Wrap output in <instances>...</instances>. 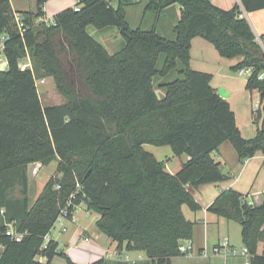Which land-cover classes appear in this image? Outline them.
Returning <instances> with one entry per match:
<instances>
[{
    "label": "trees",
    "instance_id": "16d2710c",
    "mask_svg": "<svg viewBox=\"0 0 264 264\" xmlns=\"http://www.w3.org/2000/svg\"><path fill=\"white\" fill-rule=\"evenodd\" d=\"M49 1L38 0L36 12L15 13L9 0H0L8 66L0 71V264H55L57 257L77 264L46 238L64 209L71 216L81 205L99 215L98 230L119 251L142 252L147 258L117 264H173V258L184 256L181 245L194 236L184 206L201 209L189 187L227 178L212 154L228 142L240 161L264 155L262 109L252 114L261 119L256 136L244 138L229 102L211 86L213 76L192 69V40L204 39L224 59L240 58L230 71L251 70L246 90L258 91L264 104V33L258 37L244 15L264 10V0H239L230 10L212 0H147L145 10L157 15L181 8L170 39L155 26L133 29L126 11L130 0L116 6L107 0H76V8L55 15L54 24L38 23ZM89 27L117 28L124 39L121 50L110 54ZM27 56L33 71L20 68ZM172 72L179 78L164 82ZM41 78H52L65 104L44 106L36 84ZM157 89L164 91L163 98ZM145 145L168 146L189 160L172 175ZM54 161L56 175L31 202L30 167ZM16 185L21 197L13 201L7 191ZM208 212L238 223L254 264H264V251L259 254L264 204L249 205L243 194L229 189ZM10 226L23 236H7ZM93 264L116 263L102 259Z\"/></svg>",
    "mask_w": 264,
    "mask_h": 264
},
{
    "label": "crops",
    "instance_id": "0c3cea01",
    "mask_svg": "<svg viewBox=\"0 0 264 264\" xmlns=\"http://www.w3.org/2000/svg\"><path fill=\"white\" fill-rule=\"evenodd\" d=\"M9 1L15 13L36 12L37 10L38 0H9ZM120 1L121 0H111L112 4L115 6ZM143 1L144 0H142L141 2L143 3ZM212 2L214 5H216L221 9L230 10L231 8L234 7L235 4L239 3V0H237L236 2H231L230 6L227 5V3L225 4L224 1L222 0H212ZM146 5L147 3L145 4L144 7V16H146V14L149 12L145 10ZM76 6H77L76 0H51L47 2L46 5L44 6V12L46 14L45 19L52 21L54 16L57 15L58 13L69 8H76ZM134 6H135L134 3L131 6H128L126 8V11L129 7L131 8ZM170 9H172V7L164 10L161 16L157 15V17L160 18L162 16H166L168 18L164 23V25L168 28V30L174 28L175 25L178 23V22H176L175 24L171 23L168 14L169 15L176 14L175 17L176 19H178L180 17V11H181V8L179 6L175 7V13L169 11ZM244 15L245 17L248 18V20L252 24L254 31L258 35V37L261 36L264 33V10H259L251 13L245 12ZM127 17H128V11H127ZM150 25L151 26L156 25V18L153 19V21H151ZM103 30H98V31L101 32ZM119 36L120 38H122L121 33H119ZM105 37L107 36H103V40L107 41ZM121 43L122 42L120 39L117 44L121 45ZM102 45L109 52L110 49L105 44ZM190 56H191V67L193 70L198 69L195 68L197 64L202 65L205 68L199 69L198 71L199 72L202 71L204 73L208 72L213 76L211 86L217 90V93L218 90L221 87H223L226 90V92L229 94V97L226 100L229 102L230 107L236 116V121L242 136L246 139L254 138L260 127L261 119L258 121L254 120L252 114L255 109L257 108L262 109L263 103L260 99L255 105V109H254L252 104V97L250 96L249 91L246 90L247 80L243 81L242 88L235 85V83L233 82L236 78H241L244 75H246V74L244 75L233 74L230 71L232 67L236 66L241 61V59L237 58V59L229 60L222 58L212 44L208 43L207 41L199 37L192 40ZM7 67H8L7 61L5 57L0 58V71L6 70ZM209 67L211 69L213 67L217 68L216 71H218V74L217 72H215V70L214 71L211 70L212 72H209V70H207L209 69ZM217 77L222 78V80L219 83L220 86H216L215 84ZM42 80L44 81V83H42L43 85H45L48 80L53 81L52 78H41L40 81ZM39 95L42 100V94L40 92ZM43 95H48V90H44ZM145 148L146 147L144 146V149ZM169 148L170 147L165 146V147H160V149H153L148 151L152 153L158 161H162L166 164V170L170 174L176 175L181 170L183 164L189 160V157L187 155L176 156L172 148L170 149ZM164 153H167L165 158H163V156L162 158H157L158 156H156V154L158 155ZM212 157L217 163L221 165V169L227 178L225 179V181L220 182L218 184H207L197 189L189 187L191 194L193 195L194 199L199 204L201 209L198 212L191 211L190 213L191 215L189 216V218L185 216L188 221L194 223V236L192 240L188 242H184L183 244H188L190 242L194 246L195 250L197 251L196 254H198L199 257L202 256V254L200 253L201 251L207 253V249L208 251L209 249H214L215 246H217L221 241L224 240L221 239L219 235V230L224 222L222 220H226V219L220 218L208 212V208L223 191L233 189L243 194L245 197V201L249 205L261 206L264 204V155L263 154L257 153L256 156L253 158L247 159L245 161H240L232 145L226 142L216 152L212 154ZM39 167H41V165L37 164L36 168ZM65 226L67 227V231H68L67 234L61 233L62 236L60 235L61 237L58 238H55V236H53L52 233H50L49 236L51 239H53L55 242L59 244V251L65 254L66 256H68L70 259H72L73 262L77 264H93L102 259H107L111 261V263H116V264L121 262L124 263V261L129 263L147 261L146 255L142 252H126L125 250L119 251L117 249L118 246L117 243L113 241L111 243L112 250L114 251L113 253H110V251L103 250L101 246L97 243V240L109 244L110 239L106 237L103 233H99L100 231L98 230V228L95 229V232L91 234L88 229L83 227H73V225L70 223H67V225ZM216 228L218 230H216ZM93 236L95 238L93 240L94 245L87 250L88 251L86 254L87 257L74 254V251L78 249L79 241L82 242L83 237L86 238ZM84 244H89L86 245L87 247L92 245L91 243H86V242ZM230 244L232 247L235 248V246H233L231 242ZM63 247L64 250L62 252L61 248ZM107 253L109 254L107 255ZM262 253H260V246H259V254ZM183 257H186V255L173 258L172 263L180 264L178 260L182 259ZM236 257H242V256L236 255ZM56 259L54 260V263ZM41 261L46 262L45 260H41ZM206 264H215V263L211 258L210 261H208V263Z\"/></svg>",
    "mask_w": 264,
    "mask_h": 264
},
{
    "label": "rangeland",
    "instance_id": "374dc122",
    "mask_svg": "<svg viewBox=\"0 0 264 264\" xmlns=\"http://www.w3.org/2000/svg\"><path fill=\"white\" fill-rule=\"evenodd\" d=\"M130 1L133 2L135 6L131 7V8L129 7L127 9V11H128L127 20L133 29H136V28L152 29L154 26L150 25L151 21H153V19L156 18L155 27L157 28L158 32L160 34H162V36H164L165 38H168V39H170L174 36L173 28L168 30V28L164 25L165 21L168 19L166 16H162L160 18V17H157V14L153 13V12H148L146 14V16H144V7H145V4L147 3L146 2L147 0H144L143 3L141 2L142 0H130ZM222 1H224L225 4L227 3V5L230 6L231 2H236L237 0H222ZM176 6H178V5H176ZM176 6H173L172 9H170L169 11H171L172 13H175V7ZM161 14H159V16H161ZM154 16H155V18H154ZM168 16H169L171 23H173V24L178 22V20L180 19V17L178 19H176V17H175L176 14H173V15L168 14ZM88 31H89V34L93 38H95L98 42L105 44L110 49L109 52L111 54L121 50L124 39L120 38V36H119L120 32L117 28H107L106 30H103L100 32L94 27H89ZM103 36H107V37H105L107 41L103 40ZM116 37H117L118 42L121 39V42H122L121 45L117 44L118 42L116 40ZM63 58H64V56H63ZM163 62H164V56H162L160 61H159V67H161L163 65ZM215 67H213L212 69L209 67V69H207V70H209V72H212L211 70H213V71L215 70V72H217V74H218V71H216L217 68H215ZM195 68L196 69L198 68L197 70H195V71H198L199 69H204L205 67L197 64ZM200 72H202V71H200ZM206 73H208V72H206ZM178 78H179L178 73L172 72L167 78L164 79V82H166V83L173 82ZM248 78H249V75L246 74L241 78H236L233 82L235 83V85L242 88L243 87V81L247 80ZM221 80H222L221 77L216 78V83H215L216 86H220L219 83ZM221 88H223V87H221ZM38 90L42 94V102H43L44 106H60V105L66 103L65 99L57 91L55 83L51 80H48L45 85H43L39 81L38 82ZM44 90H48V95H43ZM157 94L160 98H163L165 95L163 90H158V89H157ZM249 94L252 97V104H253V107L255 109V105L261 99L260 93L258 91H253V92H249ZM261 111L263 112V109ZM145 147H146L145 150L147 152H149L148 150L160 149V147H156V146H152V145H145ZM166 154L167 153L158 154V155L156 154V156H158L157 158H162V156H163V158H165ZM162 160H164V159H162ZM57 166H58V162L54 161L49 166H45V167L41 166L39 168L33 169V177L30 176V182H29V198H30L31 202H34L36 200V198L41 194L44 186L50 180V178L56 175ZM31 167L29 169V173L31 171ZM7 195H8V198L13 200V201L20 199L21 188L18 185H16L7 191ZM183 212H184V215L188 218L191 215L190 214L191 211L187 206H184ZM75 219L77 220V223L72 224L73 227L86 228L92 234L95 232V229H97L96 223H97V220L99 219V215L93 211H90V212L87 211L86 206L81 205L77 208V210L75 212ZM222 221H224V222L221 225V228L219 230V235H220L221 239H229L230 242L233 244V246H235V248L237 250H239V251L243 250L244 245H243V240H242V228H241V226L238 223L233 222V221H228V220H222ZM67 223H70V222L63 221L64 226L67 225ZM216 230H218V229L216 228ZM96 231H98V230H96ZM67 232H65V233L62 232V226L59 223H57V224H55L51 233L53 236H55V238H58V237L62 236L61 233L67 234ZM99 233H101V232H99ZM83 236H85V235H83ZM84 238L85 237H83V239H82L83 243L81 241H79L78 249H76L74 251V254L87 257L86 256V254L88 252L87 250L94 245L93 240L95 238H94V236L89 237L90 243L92 244L89 247L86 246L89 244H84L85 243ZM97 243L101 246V248L103 250L110 251V253L114 252L112 250V247H111V243H112L111 240H110L109 244H106L100 240H97ZM63 250H64V247L61 248L62 252H63ZM263 250H264V245L261 244L260 245V253H262ZM108 254L109 253H107V255ZM206 255L207 256L202 255L201 257H199L198 254L186 255V257H183L182 259H180L178 261L180 262V264H206L212 258V260L215 264H235V263L245 264V258L244 257L232 256V257H228L226 260L222 255H216L213 252V249H209V251L207 249ZM42 262H44V261H42ZM55 264H65V261L63 258L57 257Z\"/></svg>",
    "mask_w": 264,
    "mask_h": 264
},
{
    "label": "built area",
    "instance_id": "2783aa9c",
    "mask_svg": "<svg viewBox=\"0 0 264 264\" xmlns=\"http://www.w3.org/2000/svg\"><path fill=\"white\" fill-rule=\"evenodd\" d=\"M107 1L111 2V0H107ZM15 21H16V24L18 26V29H19L21 36H23L25 30H24V23H23L22 17L17 14L15 16ZM38 23L54 24L53 20L49 21V20H46L45 18L38 20ZM5 41H6V36L0 37V58L4 57ZM20 68L23 70L30 69L33 71L32 61H31L29 56H27L24 60H22L20 62ZM250 73H251V70L244 69V70H241L240 72H238L237 74L244 75V74H250ZM261 78L264 79V75H262ZM39 81L40 80L36 81L37 87H38ZM40 83H44V81L42 80V81H40ZM257 109H259V108H257ZM257 109H255V110H257ZM1 213H3V211ZM63 221L70 222L71 224H76L77 220L75 219V213L70 216L68 209H64L62 211L60 217L58 218L56 224L59 223L62 226V232L65 233V232H67V227L64 226ZM49 235L46 238L47 242H48V240L51 239ZM7 236L17 240V239L21 238L23 235L20 234L19 232H16L15 228H13V226H10V228L8 229V232H7ZM84 242L90 243V238L89 237L84 238ZM185 242H188V241H185ZM180 252L183 255H193V254H196L197 251L195 250L194 246L189 242L188 244H182L181 245ZM213 252L216 255H222L226 259L228 257H231V256L240 255V256L245 258V264H251V257H250L248 249L245 247L241 251L235 249L234 247L231 246L229 239H224L223 241H221L217 246H215V248L213 249ZM200 253L204 256H207L206 253H204L203 251H201Z\"/></svg>",
    "mask_w": 264,
    "mask_h": 264
},
{
    "label": "water",
    "instance_id": "95a60500",
    "mask_svg": "<svg viewBox=\"0 0 264 264\" xmlns=\"http://www.w3.org/2000/svg\"><path fill=\"white\" fill-rule=\"evenodd\" d=\"M218 95L223 98V99H227L229 97V94L226 92V90L224 88H220L218 90ZM263 113H264V105H263ZM37 167V164L32 165L31 167V171H30V176L33 177V169H35ZM251 264H254V260L253 258H251Z\"/></svg>",
    "mask_w": 264,
    "mask_h": 264
}]
</instances>
